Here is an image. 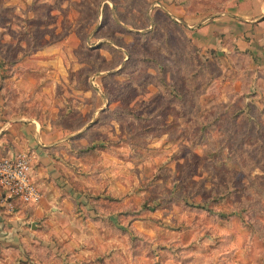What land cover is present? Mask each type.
Here are the masks:
<instances>
[{
	"label": "rangeland",
	"instance_id": "obj_1",
	"mask_svg": "<svg viewBox=\"0 0 264 264\" xmlns=\"http://www.w3.org/2000/svg\"><path fill=\"white\" fill-rule=\"evenodd\" d=\"M222 9L0 0V112L85 129L0 264H264V64L203 50L185 21Z\"/></svg>",
	"mask_w": 264,
	"mask_h": 264
},
{
	"label": "crops",
	"instance_id": "obj_2",
	"mask_svg": "<svg viewBox=\"0 0 264 264\" xmlns=\"http://www.w3.org/2000/svg\"><path fill=\"white\" fill-rule=\"evenodd\" d=\"M216 2L223 9L207 16L205 21H195L192 17L185 20L189 28L196 29V44L203 50H217L222 53L230 52L232 46L236 45L239 51L260 57L259 60L264 64V0ZM223 40L232 44H222ZM92 82L93 80L91 84ZM8 107L5 106L4 111L0 112V156L17 157L30 154L28 156L32 160V176L43 197L39 204L25 205L22 209L14 207L15 199L0 200V235L6 240L15 229H20L16 228L17 221L14 218H20L22 224L28 221L34 227L35 221L32 217H44L48 214V208L54 209L49 204L56 192L52 188L53 184L48 183V176L54 175L55 163L61 162L56 160L59 156L56 154L53 158L51 152L58 153L59 149L67 146L68 144H64L70 135L76 136L85 132L84 129L67 134L53 118L17 116ZM91 124L93 123H88L87 127Z\"/></svg>",
	"mask_w": 264,
	"mask_h": 264
},
{
	"label": "built area",
	"instance_id": "obj_3",
	"mask_svg": "<svg viewBox=\"0 0 264 264\" xmlns=\"http://www.w3.org/2000/svg\"><path fill=\"white\" fill-rule=\"evenodd\" d=\"M32 160L28 155L0 156V200H17L35 206L42 200L41 189L32 176Z\"/></svg>",
	"mask_w": 264,
	"mask_h": 264
}]
</instances>
